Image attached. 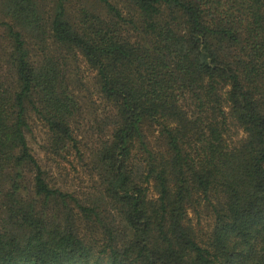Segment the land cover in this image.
<instances>
[{"label": "trees", "instance_id": "obj_1", "mask_svg": "<svg viewBox=\"0 0 264 264\" xmlns=\"http://www.w3.org/2000/svg\"><path fill=\"white\" fill-rule=\"evenodd\" d=\"M0 264H264V0H0Z\"/></svg>", "mask_w": 264, "mask_h": 264}, {"label": "rangeland", "instance_id": "obj_2", "mask_svg": "<svg viewBox=\"0 0 264 264\" xmlns=\"http://www.w3.org/2000/svg\"><path fill=\"white\" fill-rule=\"evenodd\" d=\"M81 67L84 72L85 78H87V80L90 79L91 72L87 71L88 69L85 67V64H81ZM28 138H29L30 146L34 151V154H36L39 158H42L40 146L41 144H43L45 139V130L43 129L42 125L36 123L35 126H33V134L29 135ZM73 170L69 166H67V171H69L70 184L75 182V176H77L79 172L82 178L84 176V170L80 165L77 166V170H74V172Z\"/></svg>", "mask_w": 264, "mask_h": 264}]
</instances>
